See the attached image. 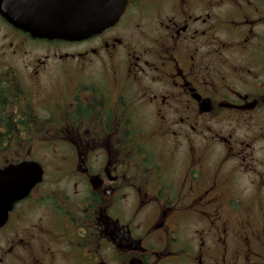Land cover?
<instances>
[{
  "label": "flooded vegetation",
  "instance_id": "af4514ba",
  "mask_svg": "<svg viewBox=\"0 0 264 264\" xmlns=\"http://www.w3.org/2000/svg\"><path fill=\"white\" fill-rule=\"evenodd\" d=\"M260 141L264 0H126L81 39L0 16V168H43L0 264H264Z\"/></svg>",
  "mask_w": 264,
  "mask_h": 264
},
{
  "label": "water",
  "instance_id": "95a60500",
  "mask_svg": "<svg viewBox=\"0 0 264 264\" xmlns=\"http://www.w3.org/2000/svg\"><path fill=\"white\" fill-rule=\"evenodd\" d=\"M126 0H0V15L35 38L81 39L112 25ZM35 161L0 169V225L14 202L24 198L42 179Z\"/></svg>",
  "mask_w": 264,
  "mask_h": 264
},
{
  "label": "rangeland",
  "instance_id": "374dc122",
  "mask_svg": "<svg viewBox=\"0 0 264 264\" xmlns=\"http://www.w3.org/2000/svg\"><path fill=\"white\" fill-rule=\"evenodd\" d=\"M256 149L264 147V141H260L259 143H256L254 146ZM257 154H261V152H257ZM48 163V161H46ZM257 225L259 224V221L256 222ZM257 246H260L259 244ZM255 251L261 252V249L259 247H255ZM262 253V252H261Z\"/></svg>",
  "mask_w": 264,
  "mask_h": 264
}]
</instances>
